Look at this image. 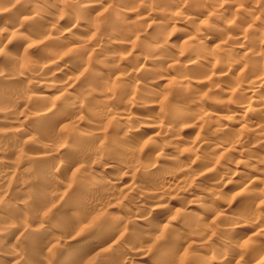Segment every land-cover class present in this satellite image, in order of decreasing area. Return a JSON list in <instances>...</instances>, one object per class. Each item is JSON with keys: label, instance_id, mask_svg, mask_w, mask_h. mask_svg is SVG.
<instances>
[{"label": "rangeland", "instance_id": "374dc122", "mask_svg": "<svg viewBox=\"0 0 264 264\" xmlns=\"http://www.w3.org/2000/svg\"><path fill=\"white\" fill-rule=\"evenodd\" d=\"M0 264H264V0H0Z\"/></svg>", "mask_w": 264, "mask_h": 264}, {"label": "bare ground", "instance_id": "6f19581e", "mask_svg": "<svg viewBox=\"0 0 264 264\" xmlns=\"http://www.w3.org/2000/svg\"><path fill=\"white\" fill-rule=\"evenodd\" d=\"M86 6H87V5H86ZM201 57H202L201 59H203V55H201ZM34 170H35V169H34ZM34 170H33V172H34ZM74 193H75V192H74ZM76 193H77V192H76ZM75 196H76V195H75ZM162 250H163V249H161V253L163 252ZM159 251H160V249H159Z\"/></svg>", "mask_w": 264, "mask_h": 264}]
</instances>
